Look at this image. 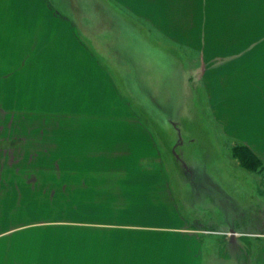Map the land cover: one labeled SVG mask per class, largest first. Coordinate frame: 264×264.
Segmentation results:
<instances>
[{"label":"crops","instance_id":"0c3cea01","mask_svg":"<svg viewBox=\"0 0 264 264\" xmlns=\"http://www.w3.org/2000/svg\"><path fill=\"white\" fill-rule=\"evenodd\" d=\"M18 1L0 0L5 4L0 19L7 20L2 24L6 34L14 35L11 48L25 52L24 63L31 61L40 92L62 100L56 111L40 112H57L54 122L21 128L26 132L23 157L40 164V190L48 188L49 175L63 179L61 170L72 167V180L88 179V188L102 196L82 209L88 211L84 219L42 223L62 227L45 236L33 234L40 226L16 222L9 214L26 209L12 198L26 195V187L4 189L11 197L0 205V264H256L240 253L222 255L215 238L194 225L201 214L193 205L203 207L209 192L189 186L188 177H194L189 170L183 177L165 169L162 136L172 127L149 121L148 113L134 107L133 100L140 108L148 104L138 100H150L152 115L155 109L164 116L175 113L185 98V86L170 69L175 62L187 69L188 97H197L199 87L193 84L201 85L213 119L224 127L218 116L224 108L213 104L218 97L211 94L206 60L213 55L210 68L220 72L223 48L209 42L203 0H33L31 10L10 11V3ZM195 69L199 80L193 78ZM165 73L171 74V84ZM239 130L233 136L264 164V142L251 137L255 127ZM201 177L216 178L211 173ZM172 178L181 180L176 190ZM260 213L264 216V205ZM230 239L227 244L236 242ZM49 244H54L51 252Z\"/></svg>","mask_w":264,"mask_h":264},{"label":"rangeland","instance_id":"374dc122","mask_svg":"<svg viewBox=\"0 0 264 264\" xmlns=\"http://www.w3.org/2000/svg\"><path fill=\"white\" fill-rule=\"evenodd\" d=\"M202 4L210 19L209 42L223 48L220 51L223 54L220 59L223 67L218 69L220 72H215L214 67L210 68L213 55L207 56L206 60L209 66L207 77L213 84L211 94L218 97L213 104L224 108L223 114H218L224 120V127L213 119L201 85L193 84L194 89L199 87L194 90L197 97H188L190 84L183 75L187 69L175 62L170 69L185 86V98L180 100L175 113H166L167 116H164L162 112L159 113V109H155L157 113L152 115L151 109L147 107L152 103L150 100H138V104L139 101L148 104L144 108H140L133 100L134 107L148 113L149 121L154 118L158 124L172 127L167 135L164 134L166 131L161 132L166 141L161 148L164 150L165 169L183 177L184 172L189 170L194 176L192 180L188 177L189 186L195 187L196 184L198 189L203 186L209 192L207 198L210 201L203 207L193 205L199 216L201 214L194 225L206 236L215 238L222 255H225L224 252L240 253L242 259L251 257L256 264H262L264 216L260 212L264 205V164L259 156H251L248 153L251 149L233 134H237L239 128L242 132L254 126L251 137L264 142V0H203ZM3 5L0 3V7ZM33 6V0H20L10 3V11L31 10ZM6 21L0 19V176H6L15 184L0 178V205L11 197L5 194L4 189L13 185L19 189L25 186L26 195L12 198L24 208L27 206L26 209L9 214L15 216L16 222L31 221L34 227L40 226L39 229L33 228V234L51 236L55 235V231L60 232L62 227L57 228L55 224L46 227L42 223H53L56 219H84L88 211L82 209L100 199L102 194L97 189L88 188L86 178L72 180V176L76 175L72 167L61 170L63 179L55 180V173L49 175L48 188L46 191L40 190V164L27 162L28 157H23L21 144L26 132L21 128H24L25 123L54 122L55 115H58L55 112L59 109L58 102L61 104L62 100L46 98V94L40 92L37 83L39 77L32 72L31 61L26 60L24 63L25 52L18 49L13 51L11 48L10 39L14 35L9 36V31L6 34V25L2 24ZM220 36L222 39L219 40ZM248 52L251 53L248 55ZM197 70H193V78L199 80ZM164 77L168 78L166 83L171 84V74L168 77V73H165ZM28 79L32 82H28ZM176 89L182 96L178 84ZM79 103L77 101V105ZM178 108L183 110L180 112ZM44 110L55 111L43 116L40 112ZM82 119L75 118V121L80 122ZM9 123L17 129H9ZM261 151L264 152V146ZM51 166V169L56 167L55 164ZM204 173H211L216 178L205 180L201 177ZM171 181L176 190L181 180L172 178ZM219 188L225 194L217 192ZM239 207L238 211L236 208ZM230 229L239 233L235 236V243L227 244L229 241L226 239L231 236L226 231ZM53 240L56 241L55 238ZM51 245L54 244L48 245L49 252Z\"/></svg>","mask_w":264,"mask_h":264},{"label":"water","instance_id":"95a60500","mask_svg":"<svg viewBox=\"0 0 264 264\" xmlns=\"http://www.w3.org/2000/svg\"><path fill=\"white\" fill-rule=\"evenodd\" d=\"M230 233H231V239H230V241L231 242H234L235 241L234 230H230Z\"/></svg>","mask_w":264,"mask_h":264},{"label":"trees","instance_id":"16d2710c","mask_svg":"<svg viewBox=\"0 0 264 264\" xmlns=\"http://www.w3.org/2000/svg\"><path fill=\"white\" fill-rule=\"evenodd\" d=\"M248 153L255 158V155L250 150L248 151Z\"/></svg>","mask_w":264,"mask_h":264},{"label":"built area","instance_id":"2783aa9c","mask_svg":"<svg viewBox=\"0 0 264 264\" xmlns=\"http://www.w3.org/2000/svg\"><path fill=\"white\" fill-rule=\"evenodd\" d=\"M227 234H229V233H227ZM237 235H238V233H237Z\"/></svg>","mask_w":264,"mask_h":264}]
</instances>
